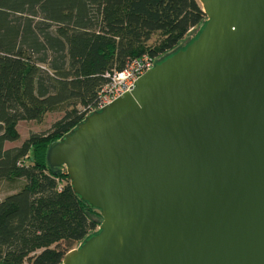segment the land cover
<instances>
[{"label": "water", "instance_id": "water-1", "mask_svg": "<svg viewBox=\"0 0 264 264\" xmlns=\"http://www.w3.org/2000/svg\"><path fill=\"white\" fill-rule=\"evenodd\" d=\"M205 18L45 162L100 217L60 264H264V0Z\"/></svg>", "mask_w": 264, "mask_h": 264}, {"label": "trees", "instance_id": "trees-1", "mask_svg": "<svg viewBox=\"0 0 264 264\" xmlns=\"http://www.w3.org/2000/svg\"><path fill=\"white\" fill-rule=\"evenodd\" d=\"M202 20L195 0H0V181L24 182L0 201V264H60L97 232L99 214L63 169L50 173L46 150L83 120L105 75L142 56L156 61ZM58 109L48 131L5 147L18 142V123Z\"/></svg>", "mask_w": 264, "mask_h": 264}, {"label": "built area", "instance_id": "built-area-1", "mask_svg": "<svg viewBox=\"0 0 264 264\" xmlns=\"http://www.w3.org/2000/svg\"><path fill=\"white\" fill-rule=\"evenodd\" d=\"M154 59L142 56L135 60L128 61L120 72L105 75L107 83L99 90L93 107L81 111L83 119L93 112L109 105L112 101L128 91L141 75L147 72V68H152Z\"/></svg>", "mask_w": 264, "mask_h": 264}, {"label": "rangeland", "instance_id": "rangeland-1", "mask_svg": "<svg viewBox=\"0 0 264 264\" xmlns=\"http://www.w3.org/2000/svg\"><path fill=\"white\" fill-rule=\"evenodd\" d=\"M184 39L182 41H184ZM159 40H160V37L158 35H154L151 37L147 45L149 47H153L158 43ZM62 116H63V110L58 109L55 112L45 114L39 122H36V123L20 122L18 123L16 126V131L19 136V140L17 143L11 144L8 146L11 147L12 145H15V146L20 145L21 142L25 140L29 134H41V133L48 131L51 125L55 123L56 121H58ZM23 184H24L23 180L13 181V182L0 181V201H2L4 198L8 196L16 194L22 188ZM75 248L76 246H74L72 250Z\"/></svg>", "mask_w": 264, "mask_h": 264}, {"label": "crops", "instance_id": "crops-1", "mask_svg": "<svg viewBox=\"0 0 264 264\" xmlns=\"http://www.w3.org/2000/svg\"><path fill=\"white\" fill-rule=\"evenodd\" d=\"M18 146L12 145L11 147H9L8 145H5L6 148H12V147H18Z\"/></svg>", "mask_w": 264, "mask_h": 264}]
</instances>
